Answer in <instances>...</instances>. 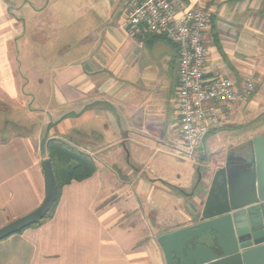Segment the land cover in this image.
Masks as SVG:
<instances>
[{
	"label": "crops",
	"instance_id": "1",
	"mask_svg": "<svg viewBox=\"0 0 264 264\" xmlns=\"http://www.w3.org/2000/svg\"><path fill=\"white\" fill-rule=\"evenodd\" d=\"M130 1L0 0V228L43 202L46 138L97 165L64 186L51 218L0 242V264H180L159 237L208 219L215 169L249 148L233 129L256 115L264 133V0H185L210 12L211 72L258 82L196 159L180 155L178 49L161 36L131 37Z\"/></svg>",
	"mask_w": 264,
	"mask_h": 264
},
{
	"label": "water",
	"instance_id": "2",
	"mask_svg": "<svg viewBox=\"0 0 264 264\" xmlns=\"http://www.w3.org/2000/svg\"><path fill=\"white\" fill-rule=\"evenodd\" d=\"M42 168L43 202L2 226L0 242L43 220L53 208L58 187L51 161L43 160ZM199 176L201 182L203 173L199 172ZM203 216L208 219L195 228L159 237L168 261L172 247L180 264H264V133L251 139L241 155L229 154L224 165L215 169ZM221 234L230 241L228 248ZM169 241L174 244L171 246Z\"/></svg>",
	"mask_w": 264,
	"mask_h": 264
},
{
	"label": "built area",
	"instance_id": "3",
	"mask_svg": "<svg viewBox=\"0 0 264 264\" xmlns=\"http://www.w3.org/2000/svg\"><path fill=\"white\" fill-rule=\"evenodd\" d=\"M210 12L185 0H131L128 34L139 40L161 36L178 49L179 84L176 111L184 153L194 157L202 137L223 126L229 111L247 102L258 88L253 73L241 79L212 73L208 65L206 31Z\"/></svg>",
	"mask_w": 264,
	"mask_h": 264
},
{
	"label": "trees",
	"instance_id": "4",
	"mask_svg": "<svg viewBox=\"0 0 264 264\" xmlns=\"http://www.w3.org/2000/svg\"><path fill=\"white\" fill-rule=\"evenodd\" d=\"M217 46L220 52L223 53L218 41ZM43 147L44 153L47 154V158L52 163L58 187L57 199L53 208L45 217L47 219L53 216L64 186L73 181H83L92 177L97 172V165L91 155L60 138H46ZM40 223L41 221L30 227L37 226Z\"/></svg>",
	"mask_w": 264,
	"mask_h": 264
},
{
	"label": "rangeland",
	"instance_id": "5",
	"mask_svg": "<svg viewBox=\"0 0 264 264\" xmlns=\"http://www.w3.org/2000/svg\"><path fill=\"white\" fill-rule=\"evenodd\" d=\"M74 14L77 16V12H74ZM29 25H30V27H31V21H30V23H29ZM255 95V94H254ZM253 95V96H254ZM9 108V107H8ZM7 108V109H8ZM6 109V110H7ZM256 117H258V116H252V117H250L249 119L251 120L250 121V125L248 126V127H244V129L243 128H236V129H233V130H235V135L236 136H241L242 137V139L243 140H247L248 138H247V136H249V138L250 139H252V138H254V137H256L257 135H258V130H257V126H259V124H261V120L262 119H260V120H256L255 118ZM10 120V119H9ZM248 120V119H247ZM246 121V120H245ZM250 132V133H249ZM209 148V147H208ZM198 150V149H197ZM207 151H208V156H207V160L212 156V155H210L211 154V150H209V149H207ZM197 153V152H196ZM195 153V156H199V153H197L196 154ZM180 155H182L183 157H188V155L186 154H184V153H181ZM191 157V158H194V159H196V157ZM124 182V180H122L121 179V184ZM159 233L160 232H158V233H156L155 235H157V236H159ZM161 258V257H160Z\"/></svg>",
	"mask_w": 264,
	"mask_h": 264
},
{
	"label": "flooded vegetation",
	"instance_id": "6",
	"mask_svg": "<svg viewBox=\"0 0 264 264\" xmlns=\"http://www.w3.org/2000/svg\"><path fill=\"white\" fill-rule=\"evenodd\" d=\"M242 152V150H240Z\"/></svg>",
	"mask_w": 264,
	"mask_h": 264
}]
</instances>
